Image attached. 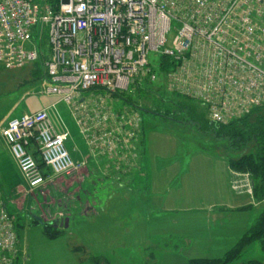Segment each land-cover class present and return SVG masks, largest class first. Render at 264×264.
<instances>
[{"label": "rangeland", "instance_id": "obj_1", "mask_svg": "<svg viewBox=\"0 0 264 264\" xmlns=\"http://www.w3.org/2000/svg\"><path fill=\"white\" fill-rule=\"evenodd\" d=\"M257 5L255 12L264 18V7ZM255 22L259 21L254 19L251 25L255 37L262 41L255 44L258 52L259 48H264V21L260 22L261 27ZM232 23L228 29L231 34L238 23L244 25L243 21ZM257 61L259 64H192L189 73L190 68L171 73L167 62L150 64L155 80L143 78V88L135 84L127 92L111 93L107 98L118 110L126 111L128 118H132L133 112L137 115L138 128L129 126L134 134L124 143L125 154L119 156L118 150L112 155L116 160L110 162L111 151L93 149L82 131L88 152L85 159L73 157L81 164L79 170L50 177L38 189L30 188L7 157L1 128L12 115L18 116L27 107L34 109L50 101L42 89V73L38 65L0 70V197L16 222L19 239L16 264H195L194 260L199 259L196 257L225 249L229 252L238 247L264 223L262 174L246 165L231 164L241 155L253 154L255 148L251 145L240 150L231 147L227 139L219 137L209 127L207 99L178 94L170 83L176 86L191 83L199 94L207 90L211 97L217 94L219 87H224L228 93H238L241 89L259 95L264 93L263 56ZM174 79L180 81L173 82ZM99 95L93 96L98 99ZM226 103L223 113H228V109L232 114L246 110L241 108L240 99L230 98ZM180 104L185 106L183 110L177 109ZM64 105L69 110L68 105ZM169 108L177 115V120L154 114ZM255 109L246 114H252L246 123L241 122V117L237 125L244 130L257 125V118L264 115V109L253 113ZM128 158L133 161L132 166L121 163ZM125 172L129 175H124L122 180L113 179L114 174ZM225 175L227 200L242 204L251 201V204L244 208L248 217L244 233L224 245H217L209 235L199 236L198 232H207L203 223L185 222L186 214L179 213L177 208L184 202L187 204L188 197L184 195L187 191L200 194L205 190L209 199L215 200V189ZM155 183L159 191L153 196ZM176 190L183 196L172 197L182 204L168 201ZM193 210L198 213L199 207ZM67 218L69 226L62 227L60 224ZM51 222L59 226L56 228ZM241 222L243 219L233 218L230 228L236 229ZM183 231L196 233L191 237L192 245ZM261 236L247 238L239 257L229 264H264V227Z\"/></svg>", "mask_w": 264, "mask_h": 264}, {"label": "built area", "instance_id": "obj_2", "mask_svg": "<svg viewBox=\"0 0 264 264\" xmlns=\"http://www.w3.org/2000/svg\"><path fill=\"white\" fill-rule=\"evenodd\" d=\"M257 3L264 7V0H0V65L39 64L44 93L71 107L91 147L124 155L121 143L133 138L129 126L138 128L137 115L128 118L108 95L135 84L143 88V78L155 80L150 64L156 61L170 64L171 73L190 68L189 73L192 64H259L264 48L255 50L262 41L251 26L254 19L257 27L264 21L255 12ZM237 21L244 25L231 34ZM170 84L185 97L206 98L217 125L264 106V93L219 87L211 97L191 83ZM230 98L240 99L246 110L223 113ZM1 134L31 189L51 174L79 170L67 145L70 131H57L47 108L10 118ZM18 244L16 222L0 197V264H16Z\"/></svg>", "mask_w": 264, "mask_h": 264}, {"label": "crops", "instance_id": "obj_3", "mask_svg": "<svg viewBox=\"0 0 264 264\" xmlns=\"http://www.w3.org/2000/svg\"><path fill=\"white\" fill-rule=\"evenodd\" d=\"M35 64H30L28 66H31ZM27 66V67H28ZM25 67V68H27ZM22 68V69H25ZM20 68H7L5 66L0 65V70H7V71H12V70H18ZM46 97H48L50 99V101L47 103H42L43 105L39 104L38 107L36 108H32V107H27L25 108L26 111L19 113L18 116L26 113V112H30V111H34L36 109H41V108H47L50 116L53 120L54 126L56 128L57 131L61 132V131H65L68 130L70 131V136L68 138L67 141V145L68 148L72 154V156L76 159H85L86 158V154L87 151V144L85 141V136H83L82 134V128L80 126V124L78 123V119L72 114V111L69 107V110H67L66 106L64 105V101L59 97V96H54V95H47L45 94ZM24 103V102H23ZM66 104V103H65ZM56 105H58V108L56 107ZM67 105V104H66ZM114 105V104H113ZM116 108H118L117 106H115ZM70 111V112H69ZM15 116V115H12ZM12 116L10 118H12ZM9 118V119H10ZM8 119V120H9ZM7 120V121H8ZM6 121V123H7ZM6 123L4 125H6ZM2 129V128H1ZM2 135V134H1ZM79 136V137H77ZM2 139V145L3 147L5 146V153L7 155V157L9 158L10 161H13L14 165L16 166L17 170L19 171L18 165L16 163V160L12 154L11 148L9 146V144L6 142V140L3 138V136H1ZM84 144V148L82 147V144ZM124 143H121V147L124 150ZM94 149V148H93ZM119 156H121V152L119 151ZM125 154V153H124ZM127 154V153H126ZM111 155H108L110 162H114L113 160H116L114 158H112ZM4 161V160H2ZM126 161V162H125ZM122 161L121 163L124 165L128 164V165H133V161L130 160L128 158V160ZM109 162V161H108ZM113 164V163H112ZM122 165V166H123ZM1 170L3 171V169L1 168ZM129 173V172H127ZM125 173H121V174H114L113 175V179L115 180H122V178H124V175H129ZM22 175V174H21ZM56 175H52L51 174V178ZM227 176H223V180L221 179V183L216 187L215 192H216V199L212 200V197H210L209 199V193L205 190H201L200 194H196V193H191L190 191L184 192L185 197L187 198V204L184 202L183 205H181L179 207V205H177L179 208H177L178 212H182L184 214H186L184 221L185 222H189V223H203L206 226V230L207 232L204 231H200L198 232L199 236H205V235H209L211 239L214 240L215 244H222L224 245L225 243H228L231 239L234 240V238L238 237L240 234H243L245 231V228L248 225V217L247 215H245V210L244 208L246 206H249L251 203H238L236 201H228L227 200V196H229V192L227 189ZM23 178V177H22ZM153 186V185H152ZM158 186V184L152 187V193L153 196H155V192L159 191V189L156 187ZM179 190V189H178ZM176 190L175 193L171 196H169V202L170 203H181V200L177 201V199H173L172 196L176 197L177 196H183L180 195L179 191L181 190ZM184 191H186L184 189ZM204 191V192H203ZM232 196V195H231ZM158 197V196H156ZM6 203V202H5ZM169 203V205H170ZM182 204V203H181ZM7 205V203H6ZM214 206H218L215 209ZM196 207H199L198 213L193 210ZM8 208V207H7ZM176 208V205L175 207ZM9 210V208H8ZM215 210V211H213ZM10 211V210H9ZM88 212V210H87ZM194 212V213H193ZM10 213L12 214V212L10 211ZM187 213H192L191 215L187 214ZM236 215V216H234ZM13 216V214H12ZM14 217V216H13ZM237 217V220L243 219V223H239L238 227L236 229H231V223L233 222V218ZM179 218V217H178ZM171 234V233H170ZM184 237H186V240L189 244L192 245V235L196 234L194 232H184ZM226 249L224 251L221 252H217L215 254H206V256L203 257H196L199 259H220L223 258L226 254ZM195 259V258H192Z\"/></svg>", "mask_w": 264, "mask_h": 264}, {"label": "trees", "instance_id": "obj_4", "mask_svg": "<svg viewBox=\"0 0 264 264\" xmlns=\"http://www.w3.org/2000/svg\"><path fill=\"white\" fill-rule=\"evenodd\" d=\"M39 66V64H36ZM40 70L41 67L39 66ZM175 105V104H174ZM184 105L180 104L178 110H183ZM264 109L263 107L256 108L253 113L258 112L259 109ZM171 108L168 110H162L161 112H154V114L168 117L171 120H177V115L172 112ZM164 112V113H163ZM250 115H245L242 117L243 124L246 123V120ZM239 120V119H238ZM237 120H233L228 124H217L212 123L211 120L209 121V127L212 131L218 135L219 137L225 138L231 144V147L237 149L249 147L250 145L255 148L253 154H244L236 158V160H232L231 164L233 166H243L246 165L250 167L254 172H260L262 174V179L264 180V115L257 118V125L254 124L252 127L247 128L244 130L242 127H239L237 124L240 122H236ZM247 125V124H246ZM244 127V125H243ZM256 174V173H255ZM256 176V175H255ZM258 176V175H257ZM259 226V225H258ZM264 223L260 224L258 230L253 231L250 235H247L245 239H243L238 247H235L232 251H229L225 254L223 258L220 259H195V264H229L234 259L238 258V254L240 252L241 246L244 245L247 238H254L256 236H261L263 232ZM262 237V236H261ZM247 264H256L254 262H248Z\"/></svg>", "mask_w": 264, "mask_h": 264}, {"label": "water", "instance_id": "obj_5", "mask_svg": "<svg viewBox=\"0 0 264 264\" xmlns=\"http://www.w3.org/2000/svg\"><path fill=\"white\" fill-rule=\"evenodd\" d=\"M36 218H38L39 220H41V218L39 216H35ZM59 224H54L55 227H58ZM62 227H68L69 226V219H65V221L63 223L60 224Z\"/></svg>", "mask_w": 264, "mask_h": 264}, {"label": "flooded vegetation", "instance_id": "obj_6", "mask_svg": "<svg viewBox=\"0 0 264 264\" xmlns=\"http://www.w3.org/2000/svg\"><path fill=\"white\" fill-rule=\"evenodd\" d=\"M51 224H53V226H54V222H51ZM59 226V225H58ZM55 227V226H54ZM57 228V227H56Z\"/></svg>", "mask_w": 264, "mask_h": 264}]
</instances>
